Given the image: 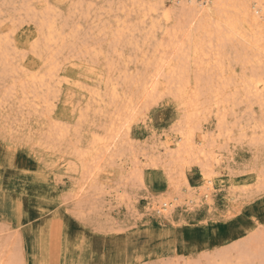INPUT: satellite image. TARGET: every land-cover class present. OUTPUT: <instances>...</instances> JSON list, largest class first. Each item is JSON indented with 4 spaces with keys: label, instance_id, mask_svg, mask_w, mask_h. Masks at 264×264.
Segmentation results:
<instances>
[{
    "label": "bare ground",
    "instance_id": "bare-ground-1",
    "mask_svg": "<svg viewBox=\"0 0 264 264\" xmlns=\"http://www.w3.org/2000/svg\"><path fill=\"white\" fill-rule=\"evenodd\" d=\"M36 1L38 2L39 0ZM73 1L74 0H72L71 3H74ZM80 1H82V3H80ZM80 1L78 6L79 8L84 9L86 5L83 7V3H85L86 1ZM118 1L120 2L119 7L120 5L123 6L125 4L126 6L129 5V8L133 9V12L134 9L138 11L139 14L137 13V15L140 18V21L138 22L140 24L138 22H135L134 24L132 23V21H127L128 18H125L126 21L124 20L123 22H119L118 19H115L119 22L117 30H115L117 26L115 29H113L114 32L111 31L112 29H105V27H103L102 31L97 32L95 37V33H93V39L92 37L87 38L85 37L86 35L83 36V34L82 37L80 36L81 33L79 34L76 28H79L82 25L76 23L77 20L75 24H72L71 22L62 23L63 26L61 24V28H58L56 14L61 13L56 12L59 9H57V11L55 12L56 14H54L52 9H49V6L46 7V10L43 12V14H41V21L39 20L38 22L39 25L37 27L36 33H34L35 35L25 39V45H28L29 48L28 51L30 50V52L38 57H36V59H39V64L34 67L33 70L24 69V66L21 67V63L19 65V68L21 67L23 69H20V72L16 69L18 68V66H15L16 68H14L13 64H11L12 61L10 60V44H12L10 41L11 39H9L8 36L3 37L4 29H2L0 26V87L4 89V92L0 94V117L3 115L2 110H4L3 107L5 102L3 101L6 98L10 99L13 96L17 95L16 97H18V95H21L19 96L21 98L19 102V110L20 108L21 110H24L25 108V111H27L30 116L32 114H35L40 118V120H45L44 126L46 127V129L44 131H40V134L38 133V142H41L43 147L45 145V147H47V150L49 149L50 151L54 152L53 154L59 152L61 154L68 155L67 157L70 156V158L72 159L70 169L67 168V170L78 172L80 175V181L76 182L75 185H78V191L75 194L72 193L71 199H79L76 203L74 202V205L75 208H77L78 211L81 212L82 210H85L87 208V205H91L89 203L91 197L93 199L94 195H96L98 192L105 194L107 193L103 191L105 190V188L101 187L103 183L98 182V177L96 176L95 172H101L108 166L115 164L118 161L117 159L120 158L121 155H123L122 152H124V155L127 152L131 154V157L133 156V152L135 153V150L133 151V147L135 145H132V147H130L129 152L123 149L124 144L126 146L127 144H129L130 140H132L130 132L133 126L138 121H143V124L145 125L147 119L145 118V116L147 112L149 113L148 110L150 109V107L154 105L157 106L156 104L159 99L161 100V98L163 99L165 96H169L171 100H174L178 107L180 106V110L182 109L183 111L182 119L175 127L176 133L174 132L175 134L172 137L165 139L164 144H161L162 147L156 149V154L145 152V150L143 149L144 153H148L144 154L146 158L145 160L149 161V163L151 164L149 165L151 167L157 168L160 166L164 169L166 175H168L167 180H169L168 182H170L169 187L172 188V192L166 197V199L161 201L159 205L154 206L153 212L157 214L160 219H164L170 217L172 213L176 211L179 205H187V207H190L191 205H193V203H195L198 207H200L201 205H206L208 209L212 210L213 208H215L214 194L217 186L224 183L216 181V179L219 180V170L224 169L231 175L233 163L236 164L230 146H232L231 143L236 140L232 137L234 134V127L238 126H235L237 124H234V126L232 127L230 123L228 124L227 117L230 113H232L231 111H233L236 103H242V100H240V98L246 101L247 106L249 105V107L246 106V109L252 108L253 105L258 106V109L261 113L260 118L259 120L254 119L256 123L253 125V127H250H252L251 130H253V135L255 136L256 134H258L260 138H256L255 140L252 139V141L254 140V144L256 145L257 140H260V143H258L256 146L262 143V145H264V0H171L173 5L171 9H169L170 7L167 8L164 5V0H117V2ZM22 2L24 3V1ZM111 2H113V0ZM89 3V7L87 6L88 8H90ZM127 3L129 4L127 5ZM46 4L49 5L48 3ZM74 4H76L74 5L76 7L78 3L75 2ZM29 5L30 4H28V6ZM28 6H26V8L24 6L23 8L25 11H27V14L28 12H31V14L33 13L35 15V13L40 10H36L37 12H35L32 10L33 8L30 9ZM71 6H69V8ZM114 6L111 5L110 7L109 4V7L111 8H109V11L111 13H113L112 11L114 9L119 12H127L130 10L126 9V6H123V8H117L118 6L115 8ZM24 10L22 14L26 15V13H24ZM75 10L74 12L72 11L73 13L71 14L79 12L78 9L77 12H75ZM106 11L108 10L106 9ZM60 12L63 11L60 10ZM81 12L79 13L81 14ZM126 12L124 14L131 13ZM15 13L17 14V12ZM81 15L83 16V13ZM81 15L78 17V19L81 18ZM60 16L58 15V17ZM75 16L76 14L74 15V17ZM19 17H21V15ZM28 17H30V14ZM95 17L96 16H94V18ZM98 17V20H102L104 16L103 14L99 13ZM107 17H109V15H107ZM91 18L92 16L90 17V19ZM121 18L124 19V17ZM160 18L163 22H165V27L162 26V24L160 25ZM24 19L25 18H23V20ZM81 19H79V21H81ZM111 19L114 20V18ZM129 19H131L130 16ZM15 20L16 19H14V21L11 20V23L16 22ZM105 20L107 21V19ZM147 20L149 21L148 28L147 26H145L146 28L142 27ZM30 21H33V19H30ZM61 21L63 20L60 19V22ZM104 21L103 23H101L100 21L101 24H104L102 26H106ZM0 22L3 23L2 21ZM107 22H109L108 25H111L110 21ZM131 23L134 25L138 23L139 26L136 25V27H138V29L140 28L141 31L146 30L147 34L144 35L147 36L145 37L143 35L144 40H150V37H152V39L155 38L154 47L151 52H148L149 54L143 55L140 52L143 55L141 60V66L143 65V70L139 75L137 74V76L128 75L129 71L127 70L128 68L126 66H129V64H127L123 69H119L120 67H117L113 62L115 61L117 63L118 59H125L124 61H126L127 59L126 57H124V54L122 56V53L120 52L118 46L122 44L121 41L123 42L125 36L128 37V35H132L133 33H135L136 27ZM14 24L15 23H13V27ZM30 24L34 23L31 22ZM112 24H114V22H112ZM96 25H98V23ZM82 28L84 27L82 26ZM70 29L72 32H70ZM160 29L161 31L163 30L162 34L160 33L161 31L159 33L164 39L161 38L162 40H159V42L157 41L156 43V40L160 39L159 37H157L158 39L156 38V36H158L156 35V33ZM136 33H138V31ZM134 35L132 36L135 37ZM104 40L108 45L109 42L111 43L109 49L107 50L108 52L104 51L101 47V44L102 42H104ZM139 40L141 39L139 38ZM89 41L94 44V46H92L93 48L95 47L94 49H91L90 45L92 44H90L91 42ZM126 41H124V44ZM138 42L139 41H137V43ZM146 43H143L142 45ZM147 45L150 46L149 44ZM126 46L125 48H123L124 50L127 48ZM128 48H130V46ZM15 49H13L12 51H16ZM123 49L121 50L123 51ZM134 52L139 53V51ZM145 53H147V51ZM27 55L29 54L27 53ZM60 55L62 56L61 58H63V60L70 59L72 61L68 69H64L65 73L63 75L60 72L63 70L62 65L64 62L62 63V61L59 60L60 58H58V56ZM123 57L124 59H122ZM138 58L136 61H139ZM96 61L98 62V64L100 62L102 63V61L104 63L105 61H107V66L106 64H103L107 68L105 74L104 72H97L98 68L96 66ZM120 62L121 61H119V63ZM99 65L98 67H100ZM77 69L83 70V72L87 76V81L90 78H94L97 81V84L95 83L96 86H92L94 88L89 89L87 88L85 82L81 83L79 79H73L72 77ZM101 69H105V67ZM121 79L123 82H121V84L123 85H121L119 82L121 81ZM63 88L66 89L65 91L67 95H69L70 93H78L80 97L84 96L87 99V101H85L87 105L85 104L84 108L82 105H78L80 104V102L76 103V105L78 106L74 105L75 103L73 104L71 95H69L68 97L65 95L67 98L65 97V101L63 103H60L57 100V94L61 93V90ZM8 100L6 103H8ZM13 103L15 102L13 101ZM91 105L94 106V111L92 109V113L95 112V114H97H92L95 118L96 116L103 117L107 115L109 122L108 125H105L103 123L105 128L103 126L102 127L104 129L99 128L100 126H97L99 130L102 129V132L97 128L99 132H92L90 134V140L87 147H83L84 144L82 145V142L79 140L80 138L82 139V137L80 136L78 140V137H76V141H74V138L75 136L80 135L78 133L80 131L79 129H81V127L83 128V125L87 124L88 121H90L88 119H91V117H89L91 114L89 115L88 113H90ZM23 113L21 114V116L24 115ZM13 114H15V112ZM73 116H76L77 118V122L74 126L65 124L58 120L60 118H68L70 120L74 118ZM209 116L210 118L214 116L216 124L213 126L210 122L207 121V124L203 126L200 121L202 122V120H207L206 118H209ZM230 116H232V114H230ZM26 117H28V115ZM94 117L93 119H95ZM29 119L28 121H30ZM238 119L242 120L241 117ZM238 119L235 118V120H237V123ZM0 120L2 121V118ZM97 120L99 121V119ZM4 121L7 125L0 124L2 126L0 127V130H4V132L6 133H12L13 131H16L15 129H13L10 119H8L7 121L5 119ZM204 121L202 123H204ZM14 122L16 123V126L14 125V127H18V131L21 130L23 125L21 123L18 124L17 121ZM28 125L31 126V124H27V126ZM229 126H231V128L233 129H231ZM5 127L8 129H4ZM240 127L242 126L240 125L239 128ZM91 128L92 126L90 127V129ZM175 128L173 127V130ZM238 131H240L241 133V129H238ZM28 132L30 133L31 131ZM16 133L18 135V132ZM241 135L242 134H239V138ZM27 136L31 137L30 134H27ZM9 141L12 140L10 139ZM135 142L137 145L138 142ZM223 142L227 145V150L223 147L224 144L221 145ZM131 143L128 146H130ZM156 147L157 146H155V148ZM252 147L254 146L252 145ZM138 153L139 151L137 152V155L133 156L134 158L132 157V162L129 163L130 168H132V171L130 173L126 172L128 169L124 170V168H121L125 173L129 174L127 176L128 178L123 177L122 180L129 181L131 183V188L136 186V184H143V173L141 168L142 165L140 167L138 166L143 162L139 163ZM140 155H143L142 152ZM64 160L65 159H63V161ZM125 162L123 161L122 164ZM117 164L115 165L119 166ZM192 166H197L200 169L202 176V185L200 189H197L195 192L191 190V186L186 177V172L191 169ZM248 168L250 167L248 166ZM262 169L263 170H257V184L255 186L256 188L253 190L252 188L249 189L251 191H248L247 188L244 189L243 187L238 191V186L236 188L233 181L229 182L228 185L230 186L232 193L231 199L237 201L241 197H248L249 194L251 195L252 191L264 190V167ZM253 170L255 172V169ZM235 172H237V170ZM183 187H185L186 189L184 190ZM134 189L136 188L134 187ZM121 195L123 197L125 193ZM117 196L118 198L120 197L119 193L117 194ZM127 200L129 203L132 202L129 199ZM90 207L88 209H90ZM91 209V213H93L92 211H94V208L91 207ZM261 229L263 228L261 227ZM263 232L264 231L262 230V234L257 233L258 235L260 234L259 236L255 233L257 237L253 233V237H256L258 239L255 240V242H252L254 246H252V244H249V246L251 245L254 248L258 245L261 246V244L263 246L264 238L263 240L259 239L260 236L264 235ZM253 237L247 238L251 239ZM258 240L259 243H256ZM247 245L245 244V247L243 245V248H245H242V251L245 250L243 252V256L239 257L237 255L239 259L243 257L242 261L247 259L250 261L253 260H251L250 258L251 255L254 254L253 252H255V250H250L252 253L250 251L249 253H247V250L252 248L250 246L247 249ZM260 246L257 247L258 251L255 248L257 255H259V253L261 255V253L264 252V247L259 248ZM232 248H230L231 250L229 252L225 251L224 253H229V255L231 256L230 253H232V250L235 251V246L233 249ZM259 249H262V251H260ZM235 252H233L232 255H234ZM238 252L241 253V250L239 249ZM245 252L247 254L251 253L248 258L246 255L244 256ZM224 253H221L220 255L224 256ZM222 256L219 258L221 260H219L221 262L220 264H225L224 262L227 259L223 261L222 259L228 256V254L224 257ZM245 257L247 259H244ZM255 257L256 261L258 256ZM209 258L211 257H208V259ZM233 258L234 257H231L230 259ZM261 258L264 260V255ZM7 259L8 257L6 255V260ZM9 259L8 261L11 260ZM215 259H218V257H214L213 261ZM7 262L5 261V263ZM226 262H229V260ZM240 263L241 260H239L238 264ZM254 263L256 264V262ZM194 264L197 263L194 262Z\"/></svg>",
    "mask_w": 264,
    "mask_h": 264
},
{
    "label": "rangeland",
    "instance_id": "rangeland-1",
    "mask_svg": "<svg viewBox=\"0 0 264 264\" xmlns=\"http://www.w3.org/2000/svg\"><path fill=\"white\" fill-rule=\"evenodd\" d=\"M22 1H24V3ZM31 1L32 0H0V21L3 22H0V26L2 29H4L3 37L8 36L9 39H11L10 41L12 44H10V60L14 62L15 59V62H11V64H13L14 68H16L15 66H18V68L16 69L19 72L20 69H23L21 68L22 66H24V69L33 70V68L39 64V59H36L37 56L30 52V50L28 51L29 48L28 45H25V39L35 35L34 33H36L37 27L39 25L38 22L39 20L41 21V14H43V12L46 10V7L48 6L49 9H52L54 14L61 13L56 14L58 28L62 23L71 22L72 24H75L77 20L76 23L84 27L82 28L81 26L79 27L80 29L76 28L79 34L81 33L80 36L82 37L83 34V36L86 35L85 37H92V39L95 37L97 32L102 31L103 27H105V29H112L111 31L114 32L113 29H115L116 26L117 28L115 30L118 29L119 22H123L124 20L126 21L125 18H128L127 21H132V23L134 24L135 22L140 21V18L137 15L138 11L134 9L133 12V9L129 8V3H127L128 6H126L125 4L123 5L127 7L126 9H130L129 11L126 12L123 10L124 12H119L114 9L112 11L113 13H111L109 11L111 5H115V8L117 6V8H123V6L121 5L119 7L120 2H117V0H113V2H111L112 0H84L83 2L86 1L85 3H83V7L86 5L84 9H81L78 6L80 0L73 1L74 3H78V7L74 6L76 4L71 3L72 0H47L48 2L45 0H39L38 2L36 0H34L36 2ZM90 1L92 2V4ZM46 3H48L49 5H47ZM80 3H82V1H80ZM88 3L90 4V8H88ZM108 3L110 4V7ZM28 4L30 5L28 6ZM164 5L167 8L170 7L169 9H171L173 6L171 0H164ZM24 6L25 8L26 6H28L30 9L33 8L32 10L35 12L40 9L37 12L38 15L35 12L34 13L36 16L33 13L31 14V12H28L27 14V11L23 9ZM69 6H71V9L69 8ZM105 8L108 11H106ZM57 9L59 10L57 11ZM77 9L79 10V12L82 11L81 14L83 13V16L79 12H77ZM23 10L25 11L24 13H26V15L22 14ZM60 10L63 12H60ZM74 10L75 12H77L75 13V17V14H71L74 12ZM15 12H17V14ZM92 12L97 15L93 14ZM98 12L103 14L104 16L102 20H98ZM125 12H131L130 14L132 15L124 14ZM29 14L30 17H28ZM20 15L21 17H19ZM58 15L61 16L58 17ZM80 15L82 19H79H81V21H79L78 19ZM107 15H109V17H107ZM91 16L92 18L90 19ZM94 16H96L97 18H94ZM129 16L131 17V19H129ZM121 17H124V19ZM23 18L25 19L23 20ZM111 18H114V20ZM14 19H16L15 21H18L17 23L19 24H17L16 22L11 23V20L14 21ZM30 19H33L34 22L30 21ZM60 19L63 21L60 22ZM92 19L96 20L93 21ZM105 19H107V21H110L112 26L108 25L109 22H107ZM115 19H118L119 22ZM134 19H136L137 21ZM159 20L161 21L160 25L162 24V26L165 27V22H163L161 18ZM100 21L101 23H103L104 21L106 26H102L104 24H101ZM31 22L34 24H30ZM112 22H114V24H112ZM13 23H15L14 27ZM97 23L98 25H96ZM138 23H136V25L139 26L140 23ZM136 25L134 26L136 27ZM145 26H147L148 28V20L142 27ZM13 29L15 30V32ZM137 29L138 27H136L135 33L132 34H135V37H133L132 35H128V37L125 36L123 42L121 41L122 44H119L120 46H118L120 52L122 53V56L124 54V57L127 58L126 61H124V57L122 58L124 60L118 59L117 63L113 61L117 67H120L119 69H123L127 64H129V66H126L128 68L127 70L129 71V76H137V74L139 75L142 72V57L144 54H149L148 52L152 51L155 44L154 37V39L150 37V40H152L153 42L147 40L146 38V40H144L143 35L147 34L146 30L141 31L140 28L138 30ZM137 31L138 33H136ZM160 31L161 29L156 33V35L158 36L155 35L156 38H160H157L158 40H156V43L157 41L159 42V40L164 39L160 35V33L162 34L163 30L161 32ZM70 32H72L71 29ZM93 33H95L94 37L92 36ZM144 36L146 37L147 35ZM139 38L142 40V43ZM134 40L136 43L134 42ZM124 41H126L125 44L127 43L130 48H128L129 46L127 44V46L124 44ZM137 41L139 42L137 43ZM143 43L146 44L142 45ZM90 44L89 45L91 49H94L95 47H92L94 46V44L92 42ZM110 44L111 43L109 42L108 45L104 40V42H102L101 44V47L104 51H107L110 47ZM147 44H149L150 46H148ZM123 45L127 47L125 50L123 49L125 48V46ZM13 49H15L16 51L13 52ZM121 49H123V51ZM143 50L145 52L147 51V53H145ZM134 51H139V53H136ZM27 53L29 55H27ZM31 53L33 56L31 55ZM138 54L141 57H139ZM61 57V55L58 56V58H60L59 60H61L62 63L64 62L62 65L63 70L60 72L63 75L65 73L64 69L67 70L72 61L70 59L63 60V58ZM137 58L139 61H136ZM119 61L121 62L119 63ZM132 61H136L135 64ZM106 62L107 61H105V63L103 61L102 63L100 62V65L97 62V72L100 71L104 72L105 74V72L107 71ZM20 63L21 67L19 68ZM103 64H106V66H104ZM98 65L100 67H98ZM104 67L106 70L101 69ZM72 78L79 79L81 83L85 82L87 88L89 89L94 88L97 84V81L94 78H90L87 81V76L85 75L83 70L77 69ZM119 82L121 84L122 79ZM0 90V94L4 92V89H2L1 87ZM65 90L66 89L63 88L61 90V93L57 94V100L60 103H63L65 101L64 99L71 95L73 104L75 103L74 105H76L77 102H80V104L78 105H82L83 108L85 107V104L87 105V103H85L87 99L84 96L80 97L78 93H70L69 95H67ZM16 96L11 97L10 99L6 98V101H3L6 103L9 99L8 103H4V110H2L3 115L0 117V119L2 118V121L0 120L1 125H7L4 120L6 119L7 121L8 119H10L13 129L16 130L12 133H6L4 132V130H0V255L3 256H0V264H10V262L11 264H192V262L193 264L194 262L197 264H220L221 260L219 258L222 256L220 254H223L225 251L229 252L231 250L230 248H234V246L236 248H234L236 252L232 250V253L235 252L239 254L234 253V255H232V253H230V256L229 253H227L228 256L224 257L225 255H227L226 253H224L225 255L222 256L224 258H221L222 261L225 259H227L226 261L229 260V262L225 261V264H238L239 260H241L240 264L244 262L246 264H255L254 262H256V264H264V260L261 258L264 255V252H262L261 255L259 252V255H257L256 253V249L260 245H256V249L252 247L254 246L252 242H255V240L258 239L256 238V234H262V230L264 231V190L252 191L251 195L249 194L248 197H241L239 198V200L235 201L234 199H231V188L228 185L229 182L233 181L235 187L237 188L238 186V191L241 190L240 188L242 187L244 189L247 188L248 191H251L249 189L252 188L253 190L256 188L255 186L257 184V170H263L264 145H262V143L256 146L258 143H260V140H257L256 145L254 144V140L256 138H260V136L258 134L254 136L253 130H251L253 125L256 123L254 119L259 120L261 115L258 106L253 105L254 108L253 106L252 108H249L251 110L246 109L247 107H249V105L247 106L246 101L240 98L243 104L238 102L239 105L241 104L239 106L238 103H236L233 111H231L232 113H230L232 114V116H230L229 114L227 117L228 124L230 123L232 127L234 126V124H237L235 126H238L234 127V134L232 138L236 140L231 143L232 146H230L236 164L233 163L231 175L224 169H221L218 172L219 176H217L219 177V180L216 179V181L224 183L218 185L219 187L217 186V189L215 191V208L211 210L208 209L206 205H201L200 207H198L195 203H193V205H191L190 207H187V205H179L176 211H174L170 217L160 219L158 215L153 212V208L155 205H159L161 201L166 199V197L172 192V188L169 187L170 182H168L169 180H167L168 175H166L164 169L160 166L157 168L151 167L149 161L145 160L146 158L144 154H156V149L162 147L161 144H164L165 139L172 137L176 133L175 127L182 119L183 111L182 109L180 110V106L178 107L174 100H171L169 96H165L163 99L161 98V100L159 99L156 104L157 106L154 105L150 107V109L148 110L149 113L146 111V124L144 125L143 121H138L133 126L130 132L132 140H130L129 142V144L131 142L133 144L131 143L130 146H128L129 144H127L126 147L123 143V149L128 152L130 151V147H132V145H135L133 147V151L135 150V153L133 152V156L137 155V152L139 151L138 160L139 163H143L139 164L138 166L140 167L142 165L141 168L143 173V184H136V186H134L136 189H134V187H130L131 183L129 181L122 180L123 177H127L129 175L127 173H130L132 171L129 163L132 162V159L134 158L133 156V158L131 157V154L126 152V154L124 155V152H122L123 155H121V159L118 158V161L116 160L117 162L115 163H118L117 165L119 166L113 164L111 166L115 168L108 166L109 168L107 167L101 172H95L96 176L98 177V182L103 183L101 186L102 188H105V190L103 191L107 193L105 194L98 192L96 195H94L93 199L92 197L90 198L91 200H89V203L92 205L90 206L94 208V211H92L93 213H91L92 209L89 205H87V208L85 210H82L81 212L78 211V209L75 208L74 202L76 203L79 199H71L72 193L75 194L78 191V185L75 184L76 182L80 181V175L78 172L67 170V168L70 169L72 159L70 158V156L67 157L68 155L61 154L59 152L53 154L54 152L50 151L49 149L47 150V147H45V145L44 148L42 143L38 142L40 131H44L46 129V127L44 126L45 120H40V118L35 114H32L33 116H30L28 112L25 111V108L24 110H21V108L19 110V102L21 100L19 96L21 95H18L20 99ZM13 101L15 103H13ZM92 109L94 111L93 105H91L90 113H88L89 115L91 114L89 116L91 117V119H88L91 122L88 121L87 123L90 125L84 124L83 128L81 127V129H79L80 131L78 133L80 135L75 136L74 138V141H76V137H78V140L81 136L82 139L80 138L79 140L82 142V145L84 144L83 147H87L90 140V134L92 132H99L100 130L102 132V129L99 130V128L104 127L103 123L105 125H108L109 122L107 115L103 117L101 116L102 118L100 116H96L95 118L93 115L97 114H95V112L92 113ZM14 112L15 114H13ZM22 113L24 114L23 116H21ZM25 115H28V117L30 116V119ZM76 116H73L74 118L70 120L68 118H60L58 120L65 124L74 126L77 122ZM93 117L95 119H93ZM240 117L243 121L238 119ZM209 118H206V122L201 119L202 122L204 121V123H202L201 121L200 123L205 126L208 121L211 123V125L214 126L216 124L214 116H212L210 119ZM235 118L238 119V123ZM28 119L30 121H28ZM97 119H99V121ZM208 119L211 121H209ZM233 120H235L236 122ZM14 121H17L18 124L21 123L23 125L21 130L18 131V127H14V125L16 126V123ZM25 122L27 124H31V126H27ZM1 125L0 127H2ZM240 125L242 127L239 128ZM244 125L245 127L247 126L246 129ZM89 126H92V128L90 129ZM97 126L100 127L98 128ZM231 126L229 127L231 128ZM173 127L175 128L174 130ZM97 128L99 131L97 130ZM4 129L8 128L5 127ZM238 129H241V133L240 131H238ZM28 131L31 132L29 133ZM16 132H18V135ZM238 133L242 134L240 138ZM27 134H30L31 137H28ZM10 139L12 141H9ZM252 139L254 140L252 141ZM135 141L138 142L137 145ZM150 145L154 146L151 147ZM221 145H223V147L227 150V145L224 142ZM252 145L254 147H252ZM155 146L157 147L155 148ZM143 149L148 153H144ZM141 152L143 154V158L140 155ZM63 159H65L64 161L66 162H64ZM123 161L126 162L122 164ZM66 163L68 166L66 165ZM147 165L150 167H148ZM247 165L251 169L248 168ZM60 166L63 167L61 168ZM121 168H124V170L128 169L126 171L127 173H125ZM253 169H255V172ZM236 170L237 172H235ZM186 177L191 186V190L195 192L197 189H200L202 185V176L200 169L197 166H192V168L186 172ZM117 183L120 186H118ZM183 189L185 190L186 188L183 187ZM118 193L121 199L120 197L118 198ZM124 193L125 195H123L122 197L121 194ZM127 199L131 200L132 202L129 203ZM89 207L91 210L88 209ZM88 212H90L91 214ZM261 227L263 229H261ZM253 233H256V239L253 237ZM247 237L253 238L248 239ZM263 238L264 235L259 237V239L262 240ZM256 243H259V240ZM245 244H248L247 249L251 246H249V244H252V248L248 249L247 253H249L250 250H255V252H253L254 254L251 255V258L249 257L251 260L253 259L252 261L247 259L248 256H250V254L252 253L251 251L250 254H247L246 252L244 253V256H247V258L245 257L244 259L247 260L242 261L243 257H241L240 259L237 257V255L239 257L243 256V252L245 250L242 251V248L243 245L245 247ZM261 246L259 248L264 247V245L262 247ZM239 249L241 250V253L238 252ZM260 251H262V249ZM6 255L8 259H11H9L10 261H8V259L6 260ZM255 256H258L256 261ZM208 257L211 258L208 259ZM214 257H218V259L214 260L217 262L213 261ZM231 257H234L236 261L234 260V258L230 259ZM236 257L238 258V260ZM260 258L262 259V261ZM5 261H8L9 263H5Z\"/></svg>",
    "mask_w": 264,
    "mask_h": 264
}]
</instances>
